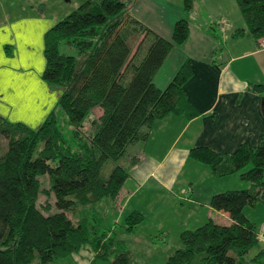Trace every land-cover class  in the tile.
Returning a JSON list of instances; mask_svg holds the SVG:
<instances>
[{
	"label": "trees",
	"instance_id": "16d2710c",
	"mask_svg": "<svg viewBox=\"0 0 264 264\" xmlns=\"http://www.w3.org/2000/svg\"><path fill=\"white\" fill-rule=\"evenodd\" d=\"M131 2L86 0L45 35L43 79L60 91L57 108L67 118L69 136L56 111L37 129L0 117V264H32L37 259L52 264L87 246L93 255L90 264H137L124 241L117 240L103 218L95 217V208L108 199L119 206L156 122L170 115L193 119L200 111L186 93L193 75L188 60L166 88L155 81L175 47L190 38L189 22L176 21L171 40L156 34L146 47L152 31L131 17ZM237 2L249 36L259 45L264 41V0ZM193 6L194 0H185L186 11ZM244 33L237 29L233 37ZM62 46L76 54L63 52ZM253 90L264 93V84H254ZM97 108L103 111L100 117ZM3 141L8 148L1 153ZM190 157L218 177L252 164L240 174L250 187L215 194L212 209L228 214L231 223L210 218L184 231L181 247L163 264H264L259 225L245 214L247 207L264 203V142L258 147L243 144L226 155L198 146ZM43 177L49 178L50 189L42 188ZM51 194L57 211L46 214L38 203L41 195ZM69 213H76L78 222ZM143 219L141 212H132L125 218L127 231L133 232ZM255 248L257 253L249 258Z\"/></svg>",
	"mask_w": 264,
	"mask_h": 264
},
{
	"label": "rangeland",
	"instance_id": "374dc122",
	"mask_svg": "<svg viewBox=\"0 0 264 264\" xmlns=\"http://www.w3.org/2000/svg\"><path fill=\"white\" fill-rule=\"evenodd\" d=\"M85 1L86 0H0V24L8 20L16 21L30 14H43L46 20H52L58 23L78 9ZM129 14L133 19L138 20L152 31L147 37L146 47L153 42L156 34L171 40L176 21L181 19L187 20L190 24L192 33L188 45H179L177 46L178 50L184 56L191 55L196 57V59H203L206 57L208 59L216 58L219 61L225 58L228 44L232 43V36H230V34L234 33L236 28L244 26L245 24L237 0H194V6L190 11L185 10V0H133L129 7ZM131 24H133V22ZM130 41H132V38H130ZM263 45L264 43L260 42L258 46L262 47ZM137 46L138 44L132 50L131 56L137 50ZM3 47L9 57L14 58L19 54L16 52L17 46L12 42L5 43ZM61 49L65 53L76 54V51L68 46H62ZM178 55H180V53H178ZM178 55L177 53H173L171 57L169 56L170 59L166 60L158 74L157 85H160V83L162 84L163 81H166V85H169L172 81L175 74L170 79L168 76L171 74L174 64L177 63L176 57ZM10 61L14 62L12 59H10ZM51 87L55 88L56 93L60 92L57 86ZM16 90L20 94L23 93V88L21 87H17ZM9 97L14 99V101L17 99L14 93H11ZM94 112L97 117H100L103 111L101 108H97ZM1 113L3 112L0 111V114ZM57 114L67 137L71 132L67 118L59 108L57 109ZM0 117L11 123H24L33 129H37L44 122L43 120L42 123L39 124L40 122L39 118L36 116V112L30 109H20L16 113L13 112L10 114V116L3 117L0 115ZM37 123L39 124L38 126L36 125ZM88 128L89 124L86 125L85 131H88ZM180 128L181 126L179 125L178 127L174 126L168 129L169 136L166 135L167 138L161 142L158 141L159 136H157V133L159 135L163 133L164 130H162V126L159 129L158 127L152 128L154 132L156 131L154 136L157 140L154 139L144 144L146 145L147 156L153 158L151 154L161 155L164 153L165 149L176 139ZM160 146L162 147L160 148ZM7 148V142L3 141L1 153H4ZM132 150L133 147H130L128 152L130 153ZM143 158L144 155L142 159ZM138 166L139 165L136 167ZM252 167L253 165L251 164L238 173L230 176L227 175L223 184L225 186L227 184L232 186L226 189L243 190L249 188L250 183L242 179L240 174L248 171ZM190 177H193L192 180L195 189V199L192 198L193 200L190 199L192 197L190 195L192 191L191 184L188 180ZM236 180L241 184L240 186L235 184ZM42 182V188L50 189L51 186L48 177H43ZM135 182L136 180L132 176L125 182L124 186L127 188L128 192H132V196L126 203V206H123L124 209L117 206V203L112 199H108L95 208L96 214L94 215L97 218L104 219L105 225L112 229L117 240L124 241L127 250L137 264H163L170 254L181 247V234L184 231L195 230L204 225L210 218L216 223L230 224L229 218L219 214L214 209L210 211L211 208L209 204H206V201H204L203 196L208 188L205 186V176L200 170L191 172L186 168L185 171H181L180 174L176 175L173 187L167 190L161 186L158 188L156 183L151 180L148 185H145L142 191L138 190L139 193L137 194L133 192L136 186H134ZM38 204L46 214L56 213L57 211L53 194L49 196L41 195ZM263 204L261 203L257 207L258 209L251 207L245 209L247 217L259 225V238L262 242H264ZM47 207H50L49 212L46 210ZM134 211L141 212L144 215V219L137 225L135 230L130 233L126 229L127 224L125 218ZM75 214L69 213V216L75 222H78L80 218ZM257 251L258 248L253 249L249 258H252ZM92 256L90 247L87 246L79 253L56 260L52 264H90ZM32 264L40 263L37 259ZM98 264L111 263L99 261Z\"/></svg>",
	"mask_w": 264,
	"mask_h": 264
},
{
	"label": "crops",
	"instance_id": "0c3cea01",
	"mask_svg": "<svg viewBox=\"0 0 264 264\" xmlns=\"http://www.w3.org/2000/svg\"><path fill=\"white\" fill-rule=\"evenodd\" d=\"M54 23L55 21L46 20L43 14H30L16 21L8 20L0 24V111L3 112L1 116L7 117L20 109H30L36 112L41 124L51 112H57L60 92L56 93L55 88L43 79L46 68L45 35L56 24ZM240 28L245 30L244 35L233 38V33L230 34L232 43L228 44L225 58L220 61L216 58L196 59L191 55L184 56L178 47H175L173 53L180 55L176 57L177 63L168 77L170 79L176 75L185 61L190 62L193 75L186 85V93L190 103L200 111V115L193 119L170 115L154 124L153 129L162 126L164 130L161 135L157 133L159 142L169 136L168 129L171 127L180 125L181 128L176 139L161 155L151 154L153 158L147 156L146 145H143L146 155L130 175L136 180L133 192L138 194V190L142 191L151 180L158 188L161 186L167 190L173 187L176 175L181 171H185L186 168L191 172L200 170L205 176V186L208 188L203 198L206 204H209L210 211H213L212 197L230 190L226 188L232 185L223 184L227 176L218 177L209 166L193 160L190 157L191 149L207 146L226 155L233 154L243 144L258 147L264 142V93L253 90L254 84H264V50L260 49L249 36L246 22L244 26L236 28L234 33ZM189 39L183 45H188ZM7 42L17 46L16 52L19 54L14 58L9 57L3 47ZM157 79L158 76L156 84ZM158 86L165 88L166 81ZM17 87L23 88L22 94L16 90ZM11 93L17 97L15 101L9 97ZM153 129L144 144L157 140L154 136L156 131ZM192 179L193 177L188 179L192 189L191 200L195 199ZM235 184L241 185L237 180ZM131 196L132 192H128L124 186L119 206L124 209L123 206H126ZM262 210L264 211V206ZM218 213L229 218L226 213ZM262 216L264 220V215ZM261 245L264 248V242Z\"/></svg>",
	"mask_w": 264,
	"mask_h": 264
},
{
	"label": "built area",
	"instance_id": "2783aa9c",
	"mask_svg": "<svg viewBox=\"0 0 264 264\" xmlns=\"http://www.w3.org/2000/svg\"><path fill=\"white\" fill-rule=\"evenodd\" d=\"M264 43V41H262ZM263 50H264V45L262 46Z\"/></svg>",
	"mask_w": 264,
	"mask_h": 264
},
{
	"label": "bare ground",
	"instance_id": "6f19581e",
	"mask_svg": "<svg viewBox=\"0 0 264 264\" xmlns=\"http://www.w3.org/2000/svg\"><path fill=\"white\" fill-rule=\"evenodd\" d=\"M97 261V260H96Z\"/></svg>",
	"mask_w": 264,
	"mask_h": 264
}]
</instances>
